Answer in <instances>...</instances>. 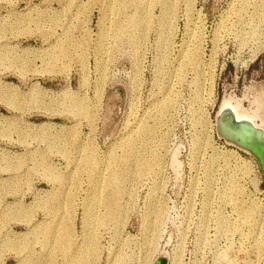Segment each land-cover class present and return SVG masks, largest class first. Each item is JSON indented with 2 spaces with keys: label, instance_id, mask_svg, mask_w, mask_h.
<instances>
[{
  "label": "rangeland",
  "instance_id": "374dc122",
  "mask_svg": "<svg viewBox=\"0 0 264 264\" xmlns=\"http://www.w3.org/2000/svg\"><path fill=\"white\" fill-rule=\"evenodd\" d=\"M260 86L264 0H0V264H264Z\"/></svg>",
  "mask_w": 264,
  "mask_h": 264
},
{
  "label": "bare ground",
  "instance_id": "6f19581e",
  "mask_svg": "<svg viewBox=\"0 0 264 264\" xmlns=\"http://www.w3.org/2000/svg\"><path fill=\"white\" fill-rule=\"evenodd\" d=\"M250 95L249 92L244 95V98L250 101L251 106L249 107L242 104V98L225 97L216 117V126H218L219 135L243 147L246 151L248 150L256 158L261 171L264 173V148L260 150V156L236 142L240 136L243 137L246 134L248 136L250 134L259 135L264 140V86L253 90Z\"/></svg>",
  "mask_w": 264,
  "mask_h": 264
},
{
  "label": "water",
  "instance_id": "95a60500",
  "mask_svg": "<svg viewBox=\"0 0 264 264\" xmlns=\"http://www.w3.org/2000/svg\"><path fill=\"white\" fill-rule=\"evenodd\" d=\"M218 126H216L217 128ZM240 136L239 139H237L236 142L241 144L242 146L249 148V150L252 152H255L256 155L261 156V149L264 148V140L259 135H243V137ZM262 146V147H261ZM252 152V153H253ZM261 162V161H260ZM262 168V167H261ZM263 169V168H262ZM264 171V170H263ZM152 264H168L166 261V257L164 253L158 255L152 262Z\"/></svg>",
  "mask_w": 264,
  "mask_h": 264
}]
</instances>
